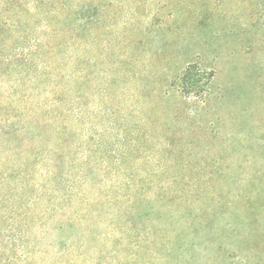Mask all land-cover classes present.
Wrapping results in <instances>:
<instances>
[{"label":"rangeland","instance_id":"obj_1","mask_svg":"<svg viewBox=\"0 0 264 264\" xmlns=\"http://www.w3.org/2000/svg\"><path fill=\"white\" fill-rule=\"evenodd\" d=\"M0 264H264V0H0Z\"/></svg>","mask_w":264,"mask_h":264}]
</instances>
